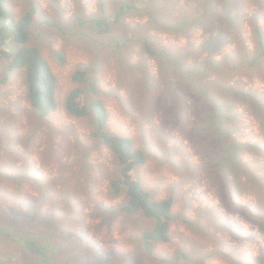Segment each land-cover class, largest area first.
I'll return each instance as SVG.
<instances>
[{
    "label": "rangeland",
    "instance_id": "1",
    "mask_svg": "<svg viewBox=\"0 0 264 264\" xmlns=\"http://www.w3.org/2000/svg\"><path fill=\"white\" fill-rule=\"evenodd\" d=\"M132 1L141 11L112 24L110 36L100 42L93 39L92 25L83 29L78 23L101 14L102 5L113 22L120 5ZM12 2L20 19L23 0ZM37 5L30 45L57 77L58 109L39 118L27 98L25 70L3 83L9 60H1L0 264H51L23 249L28 238L43 248L54 245L57 264H128L121 256L113 259L115 251L136 264L163 259L264 264L263 221L238 211L264 208V53L257 41L259 28L264 34V0H37ZM149 5L156 7L153 14ZM138 26L145 32L142 42L121 41ZM164 48L183 52L180 72L196 77L193 88L166 67ZM80 69L97 82V97L109 114L107 131L147 153L146 164L131 175L157 201L175 198L171 239L158 243L153 255L141 237L154 220L119 211L127 194L111 189L122 178L116 155L94 136L92 117H73L66 109L70 91L80 86L73 79ZM160 89L169 91V101L158 95ZM93 98L84 96L81 104ZM183 253L189 259L173 261Z\"/></svg>",
    "mask_w": 264,
    "mask_h": 264
},
{
    "label": "trees",
    "instance_id": "2",
    "mask_svg": "<svg viewBox=\"0 0 264 264\" xmlns=\"http://www.w3.org/2000/svg\"><path fill=\"white\" fill-rule=\"evenodd\" d=\"M12 3V0H0V62L3 58L9 60V65L4 70V78H2L1 81L6 83L8 82L9 75L14 71L25 70L27 98L31 108L41 119H45L58 109V103L55 96L58 87V80L49 62L43 57L39 48L30 45V32L34 27L35 18L38 14L37 0H23V7H25V10L20 19H17ZM155 8L156 7L153 8L150 6L151 10L149 14H153ZM139 11H141V9L136 1L127 2L124 5L121 4L114 13V16H112L113 22H110V18L107 17L105 11V6L102 5L101 14H96L88 19L81 17L78 19L79 22L76 21L81 27L83 26V29L88 25H92L96 33L93 39L95 42H100V39H105L110 36L109 34L112 32V24H121L128 15ZM50 24L53 26L55 25L53 22H50ZM141 33L145 32L143 31L142 26H138V30H135L133 35L122 38L121 41L126 39V42L128 41L129 43H132V45L138 44L144 40ZM92 35L93 34L90 36ZM115 39L120 40L119 37H116ZM257 41L259 45V54L264 53V34L260 28L257 33ZM116 45L120 50L123 47L120 43H117ZM208 46H213V42L210 41ZM150 51L154 54L152 49ZM160 54L164 57V60L167 63L166 67L171 68L180 78L184 79L183 81L190 82L189 86L193 88V85L197 82L193 78L196 77L190 74L184 76L182 74L184 71L178 64L182 59L183 52L180 50L172 52L171 49L166 50V48H164L161 50ZM59 57L63 62V53L59 52ZM232 60H235V57H232ZM257 62L258 61L252 63L253 65H256L255 63ZM213 64H215V62H213ZM168 70H166L167 73H169ZM214 71L218 74L217 67ZM223 71L227 72L225 69H223ZM219 76L221 77L220 73ZM73 79L76 83L80 84V86L70 91L66 99V109L73 117H92L97 129L94 136L101 140L104 145L109 147L116 155L122 178L112 181L111 189L117 195H121L124 191L127 194V201L120 207L119 211L127 216H143L147 219L154 220L153 227L145 231L141 237L144 250L149 255H153L158 243H167L171 239V224L173 221H176V217L173 213L175 198L170 196L167 199L157 201L152 193L143 186L142 181L131 175L136 169L146 164L148 159L147 153L143 150L136 149L130 138L119 137L108 133L107 125L109 114L107 108L97 97L100 92L97 82L91 80L86 70L80 69L76 71ZM231 92L236 93L235 91ZM161 94L167 96V100L169 101L170 94L168 90L163 93L162 89H160L158 95ZM90 95L95 98L87 104L82 105V97H90ZM179 120H184V117L179 116ZM221 163L222 162L217 159L216 164L220 166L222 165ZM228 190L233 206L236 207L234 188L229 185ZM240 210L244 214L249 213L251 216L261 219L264 224V208L256 209L253 205H247L245 207H239L238 211ZM185 220L186 223L191 222L189 219ZM5 223L6 222L2 221L3 225ZM18 236L17 238H20ZM24 243L23 249L28 254L33 255L37 260L43 258L46 261H50L51 264H57L52 259L54 245H46V247L43 248L34 243L31 238L26 239ZM120 256L123 260L127 259L128 264H136L132 261L133 257L129 260V255H125L120 251L114 252L113 259ZM183 258L189 259V254L183 253L173 261L178 262ZM165 262L169 264L170 260L163 259L161 261L162 264Z\"/></svg>",
    "mask_w": 264,
    "mask_h": 264
},
{
    "label": "clouds",
    "instance_id": "3",
    "mask_svg": "<svg viewBox=\"0 0 264 264\" xmlns=\"http://www.w3.org/2000/svg\"><path fill=\"white\" fill-rule=\"evenodd\" d=\"M40 118V117H39ZM46 119V118H45ZM42 120H44V119H42ZM108 133H110V132H108Z\"/></svg>",
    "mask_w": 264,
    "mask_h": 264
},
{
    "label": "bare ground",
    "instance_id": "4",
    "mask_svg": "<svg viewBox=\"0 0 264 264\" xmlns=\"http://www.w3.org/2000/svg\"><path fill=\"white\" fill-rule=\"evenodd\" d=\"M85 85V84H84Z\"/></svg>",
    "mask_w": 264,
    "mask_h": 264
}]
</instances>
